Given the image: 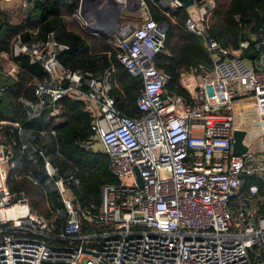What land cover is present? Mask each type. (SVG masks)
Listing matches in <instances>:
<instances>
[{"label":"built area","instance_id":"2783aa9c","mask_svg":"<svg viewBox=\"0 0 264 264\" xmlns=\"http://www.w3.org/2000/svg\"><path fill=\"white\" fill-rule=\"evenodd\" d=\"M64 1H79L81 16V0ZM118 1L125 9L127 0ZM130 5L141 10L140 23L134 29L122 25L109 43L128 71L143 80L136 115L126 114L110 92L115 66L98 76L64 66L58 55L69 45L53 32L35 40L19 36L13 43L12 56L27 54L46 71L35 77L33 96L21 97L27 117L48 112L58 118L64 96L84 101L92 114V135L84 144L102 143L121 183L104 186L99 208L82 205L72 190L80 179L67 171L68 164L55 163L60 153L44 140L54 139L56 130H42L38 141L20 121L0 120L1 128L8 125L17 136L9 142L0 131V264H253L256 247L264 250V149L254 153L245 140L253 120L264 142V30L235 49L212 32L215 0H194L189 7L172 0L171 6L188 9L185 26L201 37L213 64L192 89L189 104L181 95L166 94L168 75L155 64L166 31L146 0ZM4 89L0 84V94ZM249 96L255 110L246 117L238 110L247 112ZM236 129L247 131L248 150L242 154L233 151ZM22 155L32 164L28 177L59 194L62 205L51 218L9 188V176L23 167ZM126 176L134 183L124 184ZM249 177L256 181L246 187ZM85 223L103 230L84 233ZM61 240L68 243H56Z\"/></svg>","mask_w":264,"mask_h":264},{"label":"trees","instance_id":"16d2710c","mask_svg":"<svg viewBox=\"0 0 264 264\" xmlns=\"http://www.w3.org/2000/svg\"><path fill=\"white\" fill-rule=\"evenodd\" d=\"M152 17L160 22H168L164 45L155 57V64L163 68L168 75L165 85L167 95L178 94L193 102L191 92L183 86L181 77L184 73H194L197 76L207 74L213 69L201 37L189 31L185 26L188 9L162 6L156 1L146 0ZM79 1L39 0L34 12L20 19V9L11 12L3 8L0 2V84L5 87L0 99V120H18L22 125L36 135L40 141L42 130L54 128L56 134L54 143L62 161L75 170V176L80 179L77 187H72L80 203H94L99 208L103 199V188L106 184L121 183V178L114 175L110 169L108 154L103 149L87 148L84 144L89 140L92 131L90 124L92 114L84 101L72 96H64L60 116L51 117L44 112L40 118L29 119L23 108L21 97L31 96L35 77H44L46 71L40 63L31 62L27 54L12 56L11 50L15 40L20 36L24 40L47 38L53 32L54 38L69 45L60 51L58 57L64 66L72 69H83L98 76L109 66H115L114 81L111 94L118 100L119 107L129 115H136L137 98L143 88V80L131 74L118 60L117 54L109 43L110 37L105 35L93 39L80 24L78 18ZM211 21L214 35L230 45L240 48L244 40L253 41L264 30V0H215V8ZM135 15L122 21L133 22ZM139 21V20H138ZM100 35V34H99ZM8 61H14L18 66L16 76L4 71ZM6 62V63H5ZM10 142L17 138L12 135L8 125L0 127ZM19 144V139H18ZM19 146L15 145L16 155H20ZM23 167L18 176L11 174L8 185L11 191L28 197L32 209L45 216L53 217L54 207L61 206L59 194L45 182L37 183L28 177L32 164L22 155ZM256 181L249 177L246 187ZM102 231L100 226L89 223L83 225V232ZM59 245L67 240L56 242ZM253 264H264V250L256 247L252 253Z\"/></svg>","mask_w":264,"mask_h":264},{"label":"water","instance_id":"95a60500","mask_svg":"<svg viewBox=\"0 0 264 264\" xmlns=\"http://www.w3.org/2000/svg\"><path fill=\"white\" fill-rule=\"evenodd\" d=\"M141 2V0H138ZM185 6L189 7L194 3V0H182ZM122 3L118 0H81L80 2V14L86 20V29L90 32L101 33L110 36L122 28ZM125 7L130 11H136L139 9L138 6L132 8L130 5V0H127ZM133 29L135 25L130 24ZM168 22L160 21L159 28L161 30L167 31ZM250 57H255V52L250 51ZM67 82L64 86H67ZM2 95L0 94V99ZM247 131L245 129H236L234 132V148L235 154H242L248 150V146L243 142ZM139 186L144 185V179L139 173ZM86 251V250H85ZM92 253L90 251H87Z\"/></svg>","mask_w":264,"mask_h":264},{"label":"crops","instance_id":"0c3cea01","mask_svg":"<svg viewBox=\"0 0 264 264\" xmlns=\"http://www.w3.org/2000/svg\"><path fill=\"white\" fill-rule=\"evenodd\" d=\"M39 0H34V1H28L27 4H25V0H0L1 2V5L3 8L7 9L8 11H15L16 9H20V19L23 18V17H26L28 16L31 12H34L35 10V5L36 3L38 2ZM152 1H156L155 3L156 4H159V5H162V6H168V5H171V1L172 0H152ZM137 4V3H136ZM135 4V5H136ZM132 6V8L136 7V6ZM125 9L122 10V12H124ZM138 13L140 12L141 13V10H136V11H132V12H137ZM134 15V14H132ZM121 17H122V14H121ZM78 18H79V22L80 24L86 29V23L85 22L86 20L84 18H82L81 16L78 15ZM122 19V18H121ZM85 20V21H84ZM125 24H131V22H124L122 21V25H125ZM135 25V24H134ZM86 31H88L86 29ZM90 32V31H88ZM93 34H99V33H95V32H91ZM104 35V34H103ZM107 36V35H105ZM107 37H110V36H107ZM29 40V39H28ZM15 65V63H13L12 61H8L6 64H5V68H4V71L6 73H10V70L13 68V66ZM16 66V65H15ZM187 80L188 83L186 84V82L184 80ZM200 80V77L199 76H196L194 73H184L181 77V82L183 84L184 87H186L190 92H192V89L195 87L196 83ZM31 92V95L33 96V91H30ZM239 108V107H238ZM56 150V147H53V151ZM52 151V152H53ZM55 163L59 164V165H62V166H65L66 163L64 161H62L61 158L59 157H55ZM66 167V166H65ZM68 168H71L70 166ZM65 170V169H64ZM66 171V170H65Z\"/></svg>","mask_w":264,"mask_h":264},{"label":"rangeland","instance_id":"374dc122","mask_svg":"<svg viewBox=\"0 0 264 264\" xmlns=\"http://www.w3.org/2000/svg\"><path fill=\"white\" fill-rule=\"evenodd\" d=\"M213 12V11H212ZM132 14H134L135 16H133L134 17V24L135 25H138L139 23H140V20H141V13L139 12L138 13V11L137 12H132V11H130V10H128L127 8H125V10H124V12H123V15H124V18H126V17H130V15H132ZM209 17H210V20L213 18V14L211 13L210 15H209ZM139 20V21H138ZM211 22V21H210ZM131 23H133V22H131ZM89 35H92V38L93 39H98L100 36H102L103 34H101V33H99V34H93V33H91V32H87ZM6 63V62H5ZM5 65V64H4ZM197 76V75H196ZM200 77V76H199ZM1 81V80H0ZM245 100H247L248 101V103H247V107H246V110H247V112L245 111V109H243V112L241 111V110H238V113H244V115L246 116V117H249L250 116V114L252 113V112H254V110H255V103H254V100L252 99V97L251 96H249V97H246L245 98ZM248 112H250V113H248ZM249 124H250V126H252V128L254 129L253 130V132H249L248 133V135L246 136V142H248L249 143V145H250V151H252V152H254V153H260L261 151H263V149H264V142H263V139H262V136H261V133H260V131H259V126L257 125V124H255V121H253V120H250L249 121ZM249 127V126H248ZM44 140H46L49 144H52L53 142H54V139L52 138V137H49V136H47V138L46 139H44ZM94 149H103V145H102V143L100 142V141H95V148ZM67 169V168H66ZM65 169V170H66ZM67 171H70V172H72V173H74V175H75V170L73 169V168H68V170ZM122 182L124 183V184H133L134 183V181H133V179L131 178V177H129V176H126V177H123L122 178Z\"/></svg>","mask_w":264,"mask_h":264},{"label":"bare ground","instance_id":"6f19581e","mask_svg":"<svg viewBox=\"0 0 264 264\" xmlns=\"http://www.w3.org/2000/svg\"><path fill=\"white\" fill-rule=\"evenodd\" d=\"M184 81L186 82V84L188 83V81L186 79Z\"/></svg>","mask_w":264,"mask_h":264}]
</instances>
